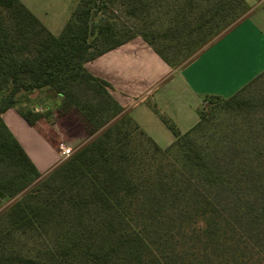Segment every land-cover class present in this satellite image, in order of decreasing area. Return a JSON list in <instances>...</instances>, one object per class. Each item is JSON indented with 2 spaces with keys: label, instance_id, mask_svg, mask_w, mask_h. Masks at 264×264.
<instances>
[{
  "label": "trees",
  "instance_id": "16d2710c",
  "mask_svg": "<svg viewBox=\"0 0 264 264\" xmlns=\"http://www.w3.org/2000/svg\"><path fill=\"white\" fill-rule=\"evenodd\" d=\"M111 3L80 0L55 35L21 0H0V164L10 170L0 177V208L15 199L0 214V264H264L220 205L217 193L232 189L233 178L189 136L205 123L204 105L211 113L244 111L250 102L241 94L264 72L230 98L205 96L186 133L162 117L175 137L162 148L85 67L137 37L171 68L186 66L238 24L244 0H121L128 17L163 18L164 32L124 23L106 11ZM35 91L59 98L61 113L77 110L88 134L47 175L3 120L21 93ZM17 113L30 126L52 114ZM16 238L34 254L18 251Z\"/></svg>",
  "mask_w": 264,
  "mask_h": 264
},
{
  "label": "crops",
  "instance_id": "0c3cea01",
  "mask_svg": "<svg viewBox=\"0 0 264 264\" xmlns=\"http://www.w3.org/2000/svg\"><path fill=\"white\" fill-rule=\"evenodd\" d=\"M21 1L38 17L28 0ZM257 17L253 20L249 17L244 19L225 38L231 52L236 53L238 47L243 46L247 55L244 58L243 52L238 55V60L233 61L230 66L232 80L229 81L223 69H227L226 63L207 66L201 62L203 59L198 60L197 57L186 66L172 69L141 37L97 57L85 67L90 74L109 83L113 97L124 112L130 114L160 147L167 148L175 137L173 135V138H168L166 145H161L162 141L156 134L167 133L168 128L154 111L151 101L169 114L181 133H186L200 120L198 114L204 94L230 98L240 92L264 72V21H258L260 16L256 20ZM3 119L44 174L59 165L64 158L61 142L63 146H72L81 142L84 144L88 138L77 110L62 113L53 127L40 119L34 126L28 125L27 128L14 109L8 110ZM43 150L50 156V166L40 157Z\"/></svg>",
  "mask_w": 264,
  "mask_h": 264
},
{
  "label": "rangeland",
  "instance_id": "374dc122",
  "mask_svg": "<svg viewBox=\"0 0 264 264\" xmlns=\"http://www.w3.org/2000/svg\"><path fill=\"white\" fill-rule=\"evenodd\" d=\"M28 1L32 9L37 13L38 18L55 35H59L63 30L73 10L80 2V0ZM244 2L246 4V12L241 13L242 9L236 8V12L242 16L235 24H239L248 17L250 20H253L257 16H260V19L258 20L257 17L256 20L264 21V0H244ZM124 8L126 6L121 5V0H115V3L109 4L106 11L120 18L126 24L139 26L144 32H164L168 29L169 25L164 22L163 18L162 20H157L154 15L150 19L139 20L131 18L125 15ZM198 21V18L194 19L193 25H196ZM236 26L216 38L197 56L198 60L203 59L201 62H204L207 66L209 64L210 66L214 64L216 66L220 62L226 63L228 67L227 69H223L225 78L228 81L232 80L230 77H232L233 71L230 70V66L234 63L233 61L238 60V55L243 52L244 54L242 55L244 58H247L243 46H239V50L234 53L231 52V47L226 43L225 38L229 36L228 32ZM245 61L247 62L248 60ZM204 63L201 66L204 67ZM207 95L214 94H204L202 101ZM241 95L250 102V105L241 113L230 114L225 111L211 113L207 105H204L203 109L207 114L205 123L202 128L191 133L189 136L191 142L196 147L204 150L211 156L213 162L221 171H224L233 178L234 187L232 189L219 190L217 193L220 205L229 219L246 233L249 243L260 254L261 261L264 262V225L260 224L261 221H259L261 211L264 208V76L252 83ZM91 96L92 94L89 93L88 97ZM19 101L20 104L14 108L16 112L21 108L35 109L43 114L52 112L50 119L41 120L44 123H49L51 127L54 126L55 122L62 115L55 107L56 100L49 98L43 91L21 93ZM151 104L154 111L159 114L162 122V117H164L175 124L169 114L163 111L156 102L151 101ZM26 125L27 128L30 126L27 123ZM166 128H168L167 125ZM166 130L167 133L156 134L162 141L161 145H166L168 138H173L171 130L169 128ZM82 143L72 146L66 144L65 147H71L74 152ZM61 145H63L62 142ZM40 157L46 165L50 166L51 160L47 152L41 151ZM65 159L62 158L61 162ZM52 169L47 171H51ZM7 173H10V170L4 164H0V177L7 175ZM48 173H45V175ZM14 201L15 199H4L0 208V214ZM5 225L6 220L2 219L0 227L2 228ZM14 243L18 251L23 255L34 254L32 245L26 239L16 238Z\"/></svg>",
  "mask_w": 264,
  "mask_h": 264
},
{
  "label": "built area",
  "instance_id": "2783aa9c",
  "mask_svg": "<svg viewBox=\"0 0 264 264\" xmlns=\"http://www.w3.org/2000/svg\"><path fill=\"white\" fill-rule=\"evenodd\" d=\"M61 153L64 158H68L70 155L73 154V151L71 148H66L65 146L61 145Z\"/></svg>",
  "mask_w": 264,
  "mask_h": 264
}]
</instances>
